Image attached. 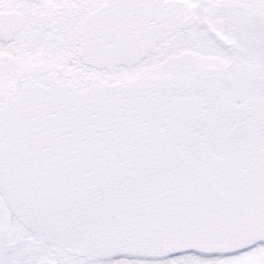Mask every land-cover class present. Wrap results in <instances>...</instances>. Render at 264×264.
<instances>
[{
    "label": "snow or ice",
    "instance_id": "6c2138e0",
    "mask_svg": "<svg viewBox=\"0 0 264 264\" xmlns=\"http://www.w3.org/2000/svg\"><path fill=\"white\" fill-rule=\"evenodd\" d=\"M0 264H264V0H0Z\"/></svg>",
    "mask_w": 264,
    "mask_h": 264
}]
</instances>
